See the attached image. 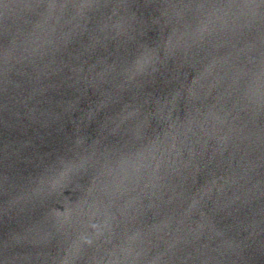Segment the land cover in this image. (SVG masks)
<instances>
[{"label": "snow or ice", "instance_id": "snow-or-ice-1", "mask_svg": "<svg viewBox=\"0 0 264 264\" xmlns=\"http://www.w3.org/2000/svg\"><path fill=\"white\" fill-rule=\"evenodd\" d=\"M91 91H92V90H91V89H89V92H90V93H91ZM92 99H93V100H96V99H97V97H96V96H92ZM74 163H75V162H70V164H69V168H70V169H71V167H73V166H74Z\"/></svg>", "mask_w": 264, "mask_h": 264}]
</instances>
